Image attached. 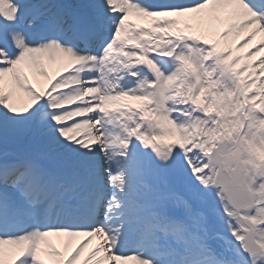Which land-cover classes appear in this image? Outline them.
<instances>
[{"label":"snow or ice","instance_id":"1","mask_svg":"<svg viewBox=\"0 0 264 264\" xmlns=\"http://www.w3.org/2000/svg\"><path fill=\"white\" fill-rule=\"evenodd\" d=\"M82 256L264 264V0H0V264Z\"/></svg>","mask_w":264,"mask_h":264},{"label":"bare ground","instance_id":"2","mask_svg":"<svg viewBox=\"0 0 264 264\" xmlns=\"http://www.w3.org/2000/svg\"><path fill=\"white\" fill-rule=\"evenodd\" d=\"M52 242L58 247L63 248L64 243L67 242V238H51ZM83 238H75L71 241L69 245V252L78 244ZM94 247L91 245L88 246L87 249H85L84 256H87L88 252L91 251ZM84 257H81V260L78 262V264H82Z\"/></svg>","mask_w":264,"mask_h":264},{"label":"rangeland","instance_id":"3","mask_svg":"<svg viewBox=\"0 0 264 264\" xmlns=\"http://www.w3.org/2000/svg\"><path fill=\"white\" fill-rule=\"evenodd\" d=\"M247 51V50H246ZM53 69H55V66H53ZM29 74V73H28ZM50 75H55V71H53V70H50V73H49ZM39 77H37L36 79H38ZM40 79V78H39ZM41 85H43V82L41 81ZM23 103H27V100L25 99L24 101H23Z\"/></svg>","mask_w":264,"mask_h":264}]
</instances>
